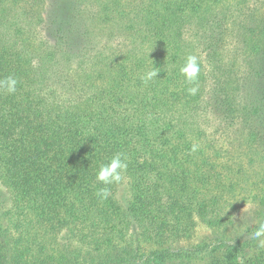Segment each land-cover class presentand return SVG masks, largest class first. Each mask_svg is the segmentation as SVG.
I'll list each match as a JSON object with an SVG mask.
<instances>
[{
  "label": "trees",
  "instance_id": "1",
  "mask_svg": "<svg viewBox=\"0 0 264 264\" xmlns=\"http://www.w3.org/2000/svg\"><path fill=\"white\" fill-rule=\"evenodd\" d=\"M261 1L0 0V79L18 80L0 91V264H246L264 222V54L248 73L231 47ZM116 153L125 178L101 201ZM200 226L216 237L181 245Z\"/></svg>",
  "mask_w": 264,
  "mask_h": 264
},
{
  "label": "clouds",
  "instance_id": "2",
  "mask_svg": "<svg viewBox=\"0 0 264 264\" xmlns=\"http://www.w3.org/2000/svg\"><path fill=\"white\" fill-rule=\"evenodd\" d=\"M151 52L150 50L146 54L148 58ZM200 72L201 65L196 55H188L179 68V74L183 77L185 84L188 85L187 93L190 96H196L199 92ZM158 73L159 69L152 67L144 71L141 79L147 85L149 82L157 79ZM17 85L18 80L13 75L0 79V91L7 94H14L17 91ZM199 147V144L194 142L190 151L194 153ZM126 161L127 157L123 153H116L106 164L99 167L95 175V180L98 184L102 185V187L97 190L95 195L101 201L106 200L110 195L108 186L123 182L128 167ZM256 225L255 229L247 234V239L255 242L257 250H264V222L258 220ZM239 227H246V225Z\"/></svg>",
  "mask_w": 264,
  "mask_h": 264
},
{
  "label": "rangeland",
  "instance_id": "3",
  "mask_svg": "<svg viewBox=\"0 0 264 264\" xmlns=\"http://www.w3.org/2000/svg\"><path fill=\"white\" fill-rule=\"evenodd\" d=\"M260 5L262 6L261 13L258 19H255L256 22L251 24L253 27L252 29L255 30V34H250L247 37L241 36V44L239 42L237 50H235L236 48L231 47V51L233 53L236 52L235 54L238 56L237 63L239 64L240 69L248 73L251 72L250 70L254 66L256 58H259L261 53L264 54V0L261 1ZM252 46H255L259 52H253L251 50ZM214 237H216L215 233L213 234L210 230L200 226L194 236V239L188 242L182 241L181 245L188 246L190 242L201 243L202 240ZM242 257L246 264H262L264 263V250H257L256 244H254L252 247L248 248L245 253H243Z\"/></svg>",
  "mask_w": 264,
  "mask_h": 264
}]
</instances>
